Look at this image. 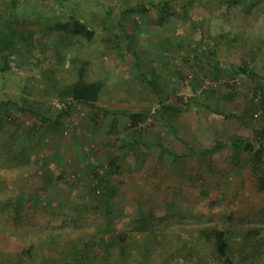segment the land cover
Returning <instances> with one entry per match:
<instances>
[{
    "label": "rangeland",
    "instance_id": "374dc122",
    "mask_svg": "<svg viewBox=\"0 0 264 264\" xmlns=\"http://www.w3.org/2000/svg\"><path fill=\"white\" fill-rule=\"evenodd\" d=\"M16 7V52L6 69L0 61V158L6 140L25 146L30 163L6 173L0 163V264H16L29 246L33 264H264V245L247 235L264 222V190L230 145L264 126V0ZM11 8L0 0V17ZM68 18L85 21L92 39L60 40L52 25ZM245 63L255 77L238 72ZM80 76L103 82L99 99L68 109L59 132L54 103L70 101L63 92ZM163 104L174 109L171 129ZM134 112L145 117L133 130ZM217 141L227 147L197 156ZM113 156L117 193L106 198L99 180ZM210 225L232 236L228 262L201 235ZM119 231L129 234L124 243Z\"/></svg>",
    "mask_w": 264,
    "mask_h": 264
},
{
    "label": "trees",
    "instance_id": "16d2710c",
    "mask_svg": "<svg viewBox=\"0 0 264 264\" xmlns=\"http://www.w3.org/2000/svg\"><path fill=\"white\" fill-rule=\"evenodd\" d=\"M11 10L9 15L6 18L0 17V61L5 63V68L8 67V62L11 56L16 52L15 44H14V32L12 30V26L14 22L17 20L16 16V0H11ZM168 2L162 4V7L159 11V18L162 22L166 20L167 17L171 15L170 11L167 9ZM143 12H147L145 7L142 8ZM52 29L61 32V39L65 38H85L87 40H91L94 36V31L89 27V25L85 21H80L76 18H68L65 21L58 20L52 25ZM188 38H191L190 34H186ZM216 40L221 42L224 38L222 34L217 35ZM70 43V42H69ZM2 70V71H3ZM239 73L250 74L252 77L256 76V73L251 70L249 64L245 63L238 70ZM103 88V82L96 81H86L82 79V77H78L72 84L66 87V90L63 94L67 97H70V101L65 102L66 107L57 112L52 119L50 120V124L56 128L57 131L61 132L63 127L62 124V115L67 114V110L70 109L73 105H86L93 107V105L98 101L100 92ZM264 90H262L263 92ZM264 93V92H263ZM264 99V94H263ZM177 101L182 104L184 103L181 96L177 97ZM264 102V100H262ZM189 102H195V98H191ZM105 114L108 113L105 110ZM161 113L166 118V124L168 128L171 129V123L175 119V113L173 107L170 105H162ZM145 117L142 113H131L127 116L129 126L131 129H136L138 123ZM43 121L47 120L43 117ZM114 122L112 125V130H114ZM136 133V132H135ZM1 134V133H0ZM253 136L247 139H236L230 145L234 147L237 151L244 153L247 157V160L251 163L250 169L256 178V184L259 190H264V169L260 166V164H264V126L254 129ZM3 135V134H2ZM139 142L136 139L130 140L122 145L124 148H132L133 144H138ZM6 147L5 157L1 159L0 163L5 169L6 172L14 171L15 169L23 168V166L30 163V155L28 154L27 148L25 146L16 145V143L3 142ZM160 148L164 151H168L163 146L159 145ZM227 147L223 142L217 141L212 147L202 149L197 153L192 150V152L197 154V156L201 155H209L215 153L217 150ZM191 154V152L189 151ZM1 155V154H0ZM175 160V159H174ZM3 162V163H2ZM37 164H43L44 161L41 159V162L36 161ZM117 157L113 156L108 162V171L105 173V176L100 178L99 184L105 186L104 197L113 198L116 196L117 190L109 184L111 177L113 174L118 173L117 169ZM39 164V165H41ZM94 188L91 189V193H94ZM201 235L209 242H211L215 248L216 254L220 258H224L227 262L229 261L228 252L231 248L232 236L230 232L225 228H220L217 225H210L202 227ZM248 237L254 239L258 245H264V222L259 224L258 226H254L247 233ZM115 242L124 243L126 238L129 237V234L125 232H117L115 234ZM256 245V247H257ZM32 247L29 246L27 249L22 250L21 257L16 264H33L34 255L31 254ZM259 252L260 250L257 249ZM255 253L244 252L243 257H255Z\"/></svg>",
    "mask_w": 264,
    "mask_h": 264
},
{
    "label": "built area",
    "instance_id": "2783aa9c",
    "mask_svg": "<svg viewBox=\"0 0 264 264\" xmlns=\"http://www.w3.org/2000/svg\"><path fill=\"white\" fill-rule=\"evenodd\" d=\"M65 107H66L65 102L57 100L54 103L53 109H55L56 111H62Z\"/></svg>",
    "mask_w": 264,
    "mask_h": 264
}]
</instances>
